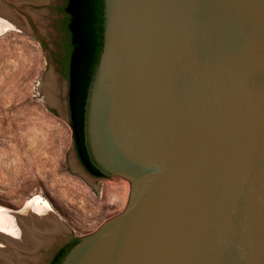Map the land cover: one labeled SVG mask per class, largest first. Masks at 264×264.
Instances as JSON below:
<instances>
[{"label":"water","instance_id":"obj_1","mask_svg":"<svg viewBox=\"0 0 264 264\" xmlns=\"http://www.w3.org/2000/svg\"><path fill=\"white\" fill-rule=\"evenodd\" d=\"M102 26L85 145L129 200L60 264H264V0H103Z\"/></svg>","mask_w":264,"mask_h":264},{"label":"rangeland","instance_id":"obj_2","mask_svg":"<svg viewBox=\"0 0 264 264\" xmlns=\"http://www.w3.org/2000/svg\"><path fill=\"white\" fill-rule=\"evenodd\" d=\"M64 2L22 3L16 8L32 20V31L12 27L0 33V208L25 212L26 203L40 196L66 227L29 223L23 239L34 244L33 250L21 255L11 249L6 264H49L61 247L96 232L122 213L129 200V184L110 176L91 177L75 161L68 124L65 53L70 40ZM50 69L55 104L42 84Z\"/></svg>","mask_w":264,"mask_h":264},{"label":"trees","instance_id":"obj_3","mask_svg":"<svg viewBox=\"0 0 264 264\" xmlns=\"http://www.w3.org/2000/svg\"><path fill=\"white\" fill-rule=\"evenodd\" d=\"M62 11L68 17L67 32L71 47L69 114L74 128L73 137L77 138V152L85 168L101 176L86 160L82 128L87 90L102 49L103 0H66Z\"/></svg>","mask_w":264,"mask_h":264},{"label":"bare ground","instance_id":"obj_4","mask_svg":"<svg viewBox=\"0 0 264 264\" xmlns=\"http://www.w3.org/2000/svg\"><path fill=\"white\" fill-rule=\"evenodd\" d=\"M27 2L35 5H42L48 3L49 0H0V33L12 27L20 30H27L29 32L32 31L30 28L32 26V20L30 21L28 17L18 12L16 8V6ZM32 19L37 21L36 15H33ZM53 70L54 69H50L47 73V77L42 81V84H44L47 90L50 101L52 104H55L56 102L53 98L55 95L53 93L55 90V74ZM24 208L27 209V211L22 212L19 210L13 211L11 209L0 208V238L7 241V245L6 243L3 244V242H1L0 246V257L4 261V264L9 262L5 256L12 254L11 249H14L15 253H21V255L23 254L22 250H33L34 244L32 246L29 241L27 242L23 239V237L28 234L26 225L29 223L32 226H44V224L49 221V223L51 222L57 230L62 229L57 220L60 218L55 213L51 205L44 201L40 196L34 197L32 200L28 201ZM37 230V233L44 232V229ZM9 245H13L15 247L9 248Z\"/></svg>","mask_w":264,"mask_h":264},{"label":"flooded vegetation","instance_id":"obj_5","mask_svg":"<svg viewBox=\"0 0 264 264\" xmlns=\"http://www.w3.org/2000/svg\"><path fill=\"white\" fill-rule=\"evenodd\" d=\"M66 1V0H65ZM65 5V2L64 4L62 5V8L64 7ZM63 12V11H62ZM64 15H66L64 12H63ZM70 40V39H69ZM70 52H71V47L69 48V51L67 53H65V58H66V80H67V89H68V93H67V102H68V124L71 128V132H72V148H73V152H74V156L76 158V161L77 163L81 166V168L91 177H102L104 176L93 164H92V161H91V158L88 154V151H87V148H86V145H85V136H84V129H83V146H84V152H85V155H86V160L90 163V165H92V167L96 168L98 170V172L100 173L101 176H98V175H94L92 173H90L84 166V164L82 163V161L80 160V156L78 155V152H77V138L73 137V130L74 128L72 127V121H71V118H70V114H69V90H70V79H69V62H70ZM83 126H84V123H83ZM75 241H72L68 244H66L65 246L61 247L57 253H55V255L52 257L51 261L49 262V264H60L63 256L65 255V253L68 251V249L74 244Z\"/></svg>","mask_w":264,"mask_h":264}]
</instances>
